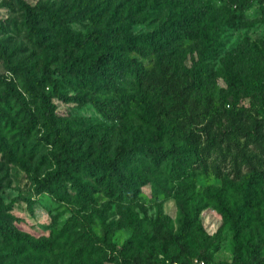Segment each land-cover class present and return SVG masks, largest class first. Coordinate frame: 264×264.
Instances as JSON below:
<instances>
[{
    "label": "rangeland",
    "instance_id": "rangeland-1",
    "mask_svg": "<svg viewBox=\"0 0 264 264\" xmlns=\"http://www.w3.org/2000/svg\"><path fill=\"white\" fill-rule=\"evenodd\" d=\"M191 5L214 18V54L166 31ZM101 39L122 60L104 77ZM262 120L264 0H0V222L21 235L0 228V264H264ZM120 145L186 146L187 162L141 165L131 200L44 187L66 155Z\"/></svg>",
    "mask_w": 264,
    "mask_h": 264
},
{
    "label": "trees",
    "instance_id": "trees-1",
    "mask_svg": "<svg viewBox=\"0 0 264 264\" xmlns=\"http://www.w3.org/2000/svg\"><path fill=\"white\" fill-rule=\"evenodd\" d=\"M168 1V0H167ZM223 2L224 0H219ZM233 3V2H232ZM184 7V6H183ZM26 19L28 24L35 28L37 24V13L35 11L27 9ZM210 12L202 6L186 7L180 12L179 17L173 21L170 28L166 31L171 35H183L186 38L202 37L208 43L210 50L216 53L215 40L211 32V26L213 24V16L208 15ZM115 34L120 35L125 46L131 51L140 52L138 48V37L133 36L130 30L126 26H120L113 30ZM99 44L103 46L104 52L100 54L90 64V71L99 76L104 77L108 66L119 67L122 65L120 57L114 55L106 48V44L103 39L99 40ZM137 61L131 62L130 65L136 67ZM137 71V68H135ZM78 73L82 72V69L77 67L75 69ZM264 124V120L260 122ZM132 147H126L123 145L118 146L112 153V157L107 159H86L81 156H72V160L66 158L60 161V170L57 173L51 175L50 179H45L44 187H47V191L57 195V189L51 190V185L57 187L61 184H67L69 187L75 189L77 193L83 196H87L90 188L93 190L102 187L103 191L109 196H117L119 199L131 200L136 194V182L143 185L148 181V177L143 174L139 169L142 165L143 168L149 166V169L155 168H167L172 166V171L179 172L183 163H186L185 153L187 152L186 146L172 145L169 148L163 146L144 145L139 151ZM149 161V162H147ZM149 163V165H147ZM74 169H78L81 172L89 174L90 178L95 180L94 183L88 184L80 181L77 175L74 173ZM261 176L257 172L252 173L248 177L246 191L247 194L255 193L260 188ZM245 188V189H246ZM98 191V190H97ZM1 223V222H0ZM1 231L12 238L18 239L21 237L14 229L0 224ZM119 252L124 248H117ZM236 261L242 264L240 255H237Z\"/></svg>",
    "mask_w": 264,
    "mask_h": 264
},
{
    "label": "built area",
    "instance_id": "built-area-1",
    "mask_svg": "<svg viewBox=\"0 0 264 264\" xmlns=\"http://www.w3.org/2000/svg\"><path fill=\"white\" fill-rule=\"evenodd\" d=\"M204 263V262H203Z\"/></svg>",
    "mask_w": 264,
    "mask_h": 264
}]
</instances>
